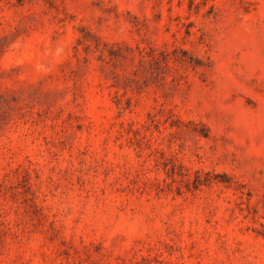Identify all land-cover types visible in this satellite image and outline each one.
Returning a JSON list of instances; mask_svg holds the SVG:
<instances>
[{"label":"rangeland","instance_id":"1","mask_svg":"<svg viewBox=\"0 0 264 264\" xmlns=\"http://www.w3.org/2000/svg\"><path fill=\"white\" fill-rule=\"evenodd\" d=\"M0 264H264V0H0Z\"/></svg>","mask_w":264,"mask_h":264}]
</instances>
